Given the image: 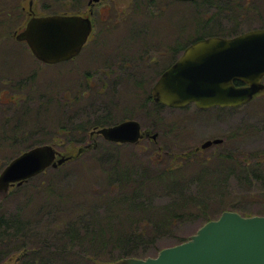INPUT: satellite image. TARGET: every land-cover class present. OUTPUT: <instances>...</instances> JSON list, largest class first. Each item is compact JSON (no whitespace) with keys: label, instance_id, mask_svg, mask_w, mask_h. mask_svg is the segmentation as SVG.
<instances>
[{"label":"rangeland","instance_id":"1","mask_svg":"<svg viewBox=\"0 0 264 264\" xmlns=\"http://www.w3.org/2000/svg\"><path fill=\"white\" fill-rule=\"evenodd\" d=\"M33 1V16L89 13L87 0ZM237 4L245 7L243 12L239 10L240 15ZM92 10L93 29L79 54L46 64L33 56L25 41L16 39L30 18L29 0H0V108L5 110V117H0L5 122L13 119L19 129L25 130L7 142V134L0 132V170L4 163L32 147L33 140H49L60 154L75 155L86 143L103 144L101 135L91 133L94 127L128 118L138 120L144 131L158 135L154 139L143 136L136 143H120L123 156L136 153L143 160L171 164L183 158L179 153L184 151L197 150L200 156L214 157L229 149L250 164L258 160V152L264 150V90L242 105L205 110L191 103L183 107L157 105L146 96L152 94L150 88L159 74L191 41L264 27V0H99ZM171 47L174 51L168 52ZM19 79L24 80L19 85L32 107L42 94L56 96L60 103L62 95L74 97L81 90L84 95L78 102L52 105L50 111L44 107L31 113L23 108L13 115L12 105L5 102L10 92L21 89ZM4 129L9 131L8 126ZM212 136H224V142L200 148ZM96 153L71 157L0 193V234L6 230V235H17L14 240H19H11V246H20L11 248L0 264H27L28 258L24 261L21 257L32 248L39 251L35 264H115L117 259L102 263L75 254L64 256L55 249L69 244L72 251L81 250L80 244L67 241L61 233L68 222L91 212L105 218L101 208L90 204L89 198L74 188L79 185L88 196L89 192L93 194L84 179L89 170L99 167ZM9 155L13 157L7 159ZM263 172L255 175L258 177L231 173L218 189L198 194L196 202L202 203L201 208L193 207L177 224L161 231L153 241L151 256L162 247L187 240L204 222V212L210 219L224 209L244 216L264 214ZM166 202L163 194L158 195L152 202V215ZM7 221L10 228L5 227ZM23 233L25 239L17 238ZM42 245L51 247V251H44Z\"/></svg>","mask_w":264,"mask_h":264},{"label":"water","instance_id":"2","mask_svg":"<svg viewBox=\"0 0 264 264\" xmlns=\"http://www.w3.org/2000/svg\"><path fill=\"white\" fill-rule=\"evenodd\" d=\"M91 29V19L81 14L31 16L16 39L25 41L38 60L54 64L77 55ZM263 76L264 28L230 37L209 35L183 49L155 81L152 96L157 103L170 107L190 102L199 108L238 106L263 87ZM234 78L246 86L235 87ZM92 132L116 143H135L143 136H157V132L143 133L139 121L131 118L94 128ZM220 141L221 138L205 140L201 147ZM69 158L48 143L24 150L0 170V193ZM115 264H264V214L244 216L224 210L200 225L187 240L162 247L154 256H126Z\"/></svg>","mask_w":264,"mask_h":264},{"label":"trees","instance_id":"3","mask_svg":"<svg viewBox=\"0 0 264 264\" xmlns=\"http://www.w3.org/2000/svg\"><path fill=\"white\" fill-rule=\"evenodd\" d=\"M236 10L240 15L239 10L242 12L245 10L244 4H237ZM22 82L24 80L19 79L17 85ZM19 87H21L20 90L9 93L5 102L8 103V106L12 105L13 115L23 108L29 109L28 112L31 113H36L44 107H46V111H50L52 105L54 107H56L55 105H65L70 100L78 102L80 101L78 99L84 95L82 90L74 97L68 95L63 97L62 95L63 100L60 103L56 96L45 97L42 94L35 101L37 103L35 104L37 108H35V105L32 107L30 99L26 98L27 93L25 94L22 90V85ZM146 97L153 99L151 93H148ZM0 98L2 99L1 96ZM157 105L161 104L157 103ZM4 112L5 110L0 108V116L5 117ZM8 112L10 111L8 110ZM6 120L7 122L5 119L1 120L0 117V132L7 134L5 135L6 142L7 140L14 141L19 135L25 133V130L17 127L13 119ZM104 125L106 124H101V126ZM6 126L10 132L4 129ZM57 127L56 125L54 128ZM100 139L103 144L87 146L86 143L75 155L68 156L78 158L79 155H84L89 151L97 152L96 159L99 161V167L95 171L89 170V174H86L88 171L85 172L84 179L93 194L91 195L89 192L88 196V191H81L82 187L79 185L74 188L82 196H87L90 204L101 208V214L104 213L105 218H100V215L91 212L84 216L85 218L68 222L61 233L67 241L80 244L81 250L72 251V248L68 247L69 244L55 247L64 256L75 254L78 257H87L104 263L126 256L146 257L152 255L151 246L161 231L177 224L183 214L189 212L193 207L201 208L202 203L196 202L198 194L218 189L222 186L225 176L231 173L247 177V174L255 176L264 171V150L258 152V160L252 164L245 157L239 158L240 154L229 153V149H225L223 153L222 151L215 153L214 157L200 156L197 150L178 152L183 158L177 159L174 163L165 164L159 160L154 163L153 160L140 159L136 153L123 156L119 152L120 143ZM43 143H49V140H33L31 145ZM10 157L13 155H9L7 159ZM157 162H162V164L158 166ZM162 194L166 197L167 202L158 207L157 214L152 215V202ZM120 211L123 214L117 215V212ZM202 218L204 222L210 220L209 214L205 212ZM10 225L11 223L7 221L5 227L10 228ZM8 233L5 230L0 234V259L9 253L11 248L16 250L20 247L18 245L11 246V240H14L17 235L13 234L12 237L6 235ZM22 236L25 239V233L17 238H22ZM42 246L45 251L47 247ZM49 251H51V247L47 248L46 252ZM38 253L37 249H27L21 259L26 261L28 258L31 263L27 260V264H35L33 262Z\"/></svg>","mask_w":264,"mask_h":264},{"label":"flooded vegetation","instance_id":"4","mask_svg":"<svg viewBox=\"0 0 264 264\" xmlns=\"http://www.w3.org/2000/svg\"><path fill=\"white\" fill-rule=\"evenodd\" d=\"M33 0H29V14H30V17L31 16H33V15H35L34 14V9H33V7H32V5H33ZM95 2H92V3H88V0H87V5L89 6V13H88V15H86V14H84V13H82L81 15H83V16H89V18L91 19V15H92V13H93V10H92V6H93V4H94ZM60 14H80V13H60ZM91 21H92V19H91ZM92 25H93V21H92ZM149 48H150V46H147V51H149ZM174 51V48L173 47H171V48H169V51L168 52H173ZM147 53V52H146ZM165 53V52H164ZM151 57H153V56H151ZM163 72V71H162ZM264 77V76H263ZM263 77H262V80H263ZM155 83V82H154ZM154 83L152 84V86H151V88H150V90H151V92H152V87H153V85H154ZM232 83H233V85L235 86V87H244V86H246V83H244L243 81H241V80H239V79H236V78H234L233 80H232ZM262 84H263V87L260 89V90H258L256 93H254L253 94V96H252V98L254 97V96H257L262 90H264V83H263V81H262ZM152 98H153V96H152ZM251 98V99H252ZM196 109H198V110H205V109H218V108H221V107H226V106H220V105H214V106H211V107H206V108H199V107H197L196 106V104L194 103V102H190ZM189 103V104H190ZM144 131V130H143ZM157 135H158V133H157ZM215 138H221L222 139V141H220V142H218V143H211L208 147H210V146H213V145H220V144H222L223 142H224V139H225V137L224 136H212V137H208V138H206L205 140H213V139H215ZM204 140V141H205ZM208 147H206V148H208Z\"/></svg>","mask_w":264,"mask_h":264}]
</instances>
